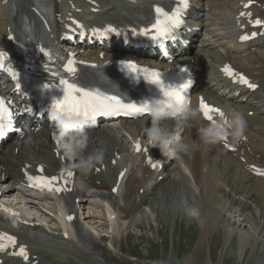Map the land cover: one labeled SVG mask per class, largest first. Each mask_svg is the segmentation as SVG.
Here are the masks:
<instances>
[{"label": "bare ground", "instance_id": "bare-ground-1", "mask_svg": "<svg viewBox=\"0 0 264 264\" xmlns=\"http://www.w3.org/2000/svg\"><path fill=\"white\" fill-rule=\"evenodd\" d=\"M49 1L55 12L61 14L62 24L66 23L69 16L77 17L73 12L72 0ZM65 1L67 7L64 5ZM110 1H120L121 4L105 13L101 12V8L97 13L91 12L77 18L119 21V18L115 17V10L122 9L131 13H139L147 11L150 6V0H142L136 5L132 0H106V2ZM194 1L196 2V5L192 7V16L194 17H197L201 12L199 5H209L210 9H215V11L205 13L204 16L210 21L211 26H216L218 31H225L223 36L216 33V39H221L218 42L222 40L224 43L235 41L233 33L236 29L230 31V27H233L231 26L233 17L229 13L233 12L234 16L238 7L232 9V6L230 8L228 6V2H233V0H226V2L219 0ZM235 1V4L247 1L255 2V5L250 9L254 12V16L264 18L262 15L264 11L260 9L264 0ZM89 2L90 8H95L91 5L93 2L99 5L96 0ZM142 3L143 5H141ZM257 3L260 4V8L256 7ZM15 7L17 9L13 11ZM83 10L87 11L88 8H83ZM77 11L80 13V10ZM32 12L31 0H17V2L8 0L6 4L0 0L1 46H6L5 35L13 29L15 21L21 17L33 19ZM235 44L237 48L242 49V52H245L247 47L255 48L256 61H250L251 67L248 69L243 68L239 64V60L234 59L233 56L229 61V55L224 57L219 55V52L209 53L207 48L197 51L200 57L188 56L187 63L192 66L194 71H199V74L200 72L202 75L206 73L204 78L214 75L209 83L203 84L202 80V83L196 85L192 91L195 100L202 96L211 105L225 111L236 109L244 115L248 111H253L252 118L245 117L247 141L235 144L237 155L245 159L244 164L238 161L235 153L227 152L220 144H203L198 135V129L203 125L198 124L197 119L184 125H177L174 121H169V127L177 134L181 136L184 133L182 138L187 147L180 160L162 155L159 148L150 145L146 136V127H150V122L146 119L136 122L125 121L117 127L88 132L85 155L101 149L104 151V159L87 175H83L79 170V173H75L74 164L63 155L60 139L57 136H52V133L44 132L33 139H25L19 144L11 145L6 152L4 151L0 155V190L3 194L1 198L4 197V191L10 185H18V183L27 180L28 175L59 177L63 173L67 177V173L71 172V178L65 183L68 191L62 193L58 200L51 198L45 192H34V200L53 202L50 203L56 208V213L52 218L57 219L56 222H59L62 231L59 227L61 233L51 234L44 227H39V224H33L34 220H29L23 215L18 216L15 213L13 215L7 209L12 206L6 204V208H3L5 203L0 201V232L15 237L17 241L15 247H7L0 251L1 264H34V262L36 264H137L132 262L136 259L131 257H128L129 259L116 257L113 251L114 249L118 250V246L113 241L110 242L113 250L105 248L98 242L94 234L88 231L86 225H82L83 215L79 210L81 202L79 199L83 194L100 196L105 199L109 208V211L108 208L105 209V214L111 233L114 234L119 229L124 228L125 230L129 226L134 227L139 220L141 222L145 208L148 207L154 211L159 208V206L152 205L150 200L166 177H169L171 181L165 188L167 187L171 191L178 190L176 196L178 210L183 211L185 203L200 209L201 241L207 235L206 230L211 226H216L220 227L226 236L235 239L234 251L239 257L249 241L252 240L256 245L257 235L261 233L259 225H264V179L252 176L247 167L250 164H257L264 168V96L261 95L264 93V36L247 45ZM106 58H110V55L107 54ZM225 63L231 64L238 72H242L258 84V89L251 94L257 101H246L244 106L233 102L230 94L224 99L217 96L216 92L220 86L217 82L221 83L224 88L230 87L225 80H218L217 67ZM237 90L242 91L243 95L247 93L241 88ZM186 127L188 128L186 129ZM137 143L141 146V151L138 153H136L135 147ZM147 148L151 149L153 160L163 162L161 171L152 172L144 166L146 157L143 150ZM39 153H44V156L39 157ZM106 157L109 159L107 160ZM39 165L44 169L43 173L37 169ZM180 165L183 166V170ZM121 173H123L122 179L119 178ZM81 182H83V186H81ZM114 187L118 188L116 193H113ZM26 190L31 191L27 187ZM236 205L239 209L235 211L241 220H233L229 215ZM251 205L255 211H259L258 223L251 219L253 215L249 212V208L252 209ZM37 207L39 209L43 206L37 204ZM68 216L73 217L72 222L67 221ZM99 239L104 240L101 236ZM18 247H26L28 250L29 257L25 262L16 255ZM118 252L120 251L118 250ZM208 263L210 264V262ZM183 264H191V261L188 260Z\"/></svg>", "mask_w": 264, "mask_h": 264}, {"label": "rangeland", "instance_id": "rangeland-1", "mask_svg": "<svg viewBox=\"0 0 264 264\" xmlns=\"http://www.w3.org/2000/svg\"><path fill=\"white\" fill-rule=\"evenodd\" d=\"M89 1L90 0H72L75 16L80 17V15L91 13L92 8H90ZM96 1L99 3L97 8L99 10L102 8V13L121 4L120 1ZM224 1L226 2V0ZM235 2V0H233V2L231 1L230 5L228 2L229 8L235 4ZM64 5L67 7L66 1ZM141 5H143V3ZM83 8H88V10L84 11ZM77 10H80V13H75ZM262 15H264V12ZM204 47L203 49L207 48ZM207 50L209 53L217 52L215 50L211 51L208 48ZM219 55L222 54L219 53ZM227 55H229V61H231V54ZM223 56L225 57V55ZM233 58L239 60V62H243L240 61L239 57L236 58L234 56ZM209 59L211 58L209 57ZM246 68H249L248 65ZM208 86L210 87V85ZM243 105L245 106V104ZM187 128L188 127H186V129ZM183 134L181 137H183ZM43 156L44 153H39V157ZM106 159L108 160L109 157H106ZM16 167L18 168V165H16ZM180 167L183 170V166L180 165ZM73 168L75 169L76 174L79 173V169L74 165ZM170 181L171 179L166 177V179L160 184L158 191L154 192V195H152L150 203L159 206V208L156 209V211L148 207L145 208L144 213H142L143 217H141V222L139 220L138 224L134 227L129 226L130 228L128 227L125 230L122 228L114 234L111 233L109 222L107 221V216L105 214V209L108 208V204L102 197L85 198L82 196L79 199L81 202L79 201L80 206H78L83 215L82 221L84 222L81 221V223L82 225H86L88 231L94 234L98 242L105 248L113 250L110 245V242L113 241V243L118 246V250L123 253L122 254L118 252L117 249H114L113 253L116 257L120 259H129L128 257H131L136 259V261L132 262L137 264H162L163 262V264H174L173 262L183 264L188 260L191 261V264H209L208 262H210V264H264L263 224V226L261 224L259 225L261 233L260 235H257V244L255 245L252 240L249 241L241 257L235 254V239L226 236L220 227H209L206 230V237L201 241L200 224L185 216L184 212L178 210L176 207L178 190L171 191V189L167 187L165 188ZM20 183H18V185H10L4 191L5 198L3 197L1 202L5 203V205L2 207L6 208V204H10L12 208H7L10 212L15 213L18 216L23 215L29 220H34V222H32L33 224H39V227H44V229L51 234L61 233L59 231L61 225L59 222H56L57 219H53V216L56 213V208L51 205V201L34 200V192L26 190L25 181ZM86 202L94 204L89 205ZM37 204H40L43 207L38 209ZM236 207L237 205L229 215H231L233 220H241V218L237 216V211H235L236 209H239V207ZM251 208L252 209L249 208L250 214L252 215L253 213L251 219L258 223L257 215L259 211H255L252 205ZM107 210L109 211V208ZM100 236L104 240L99 239Z\"/></svg>", "mask_w": 264, "mask_h": 264}, {"label": "snow or ice", "instance_id": "snow-or-ice-1", "mask_svg": "<svg viewBox=\"0 0 264 264\" xmlns=\"http://www.w3.org/2000/svg\"><path fill=\"white\" fill-rule=\"evenodd\" d=\"M181 7L186 9L188 7V0H180ZM248 7V5H245ZM157 14V19L151 28H146L144 30V35H149L154 33L153 38L163 39L172 36L175 29H177L182 23L181 20V8H177L172 13L163 11L160 7L155 8ZM243 15V13H242ZM261 21L257 20L255 24L257 26L261 25ZM249 37L243 36L242 40H246ZM41 52H44V49H41ZM50 56V53H45ZM6 54L0 52V67H3V59ZM122 67L127 70L129 73L139 76L142 74L143 78L151 84L157 85L162 93L163 99L160 102L162 103H177L183 104L188 102L186 93L188 91L190 81L188 83H183L180 87H166L161 81V73L157 71L150 70L148 68H141L136 65L134 62H124ZM67 70L69 72H74L75 69L72 66L71 61H69ZM224 71L231 75H235L231 72L230 68H225ZM14 80L17 81V87H19V74L16 72L11 73ZM239 82L247 85L251 89H255L256 85L250 83L244 76L239 77ZM60 86L63 89V97L59 100H54L51 105V110L66 114L70 118H75L83 120L85 122H94L98 116L103 115H116L119 113H124L125 115L139 114L144 115L149 113L150 103H142L137 105L135 103H123L114 95L105 94L99 90L92 89L88 90L83 87L78 86L75 83L69 82L68 80L61 79L59 81ZM54 87L50 84H44L43 88L45 90ZM200 111L204 118L209 122L214 120L215 116H222L223 113L220 109L209 106L203 100L200 101ZM5 116L8 117L9 124H4ZM11 113L7 111L6 101L4 98H0V135H4L6 130H11ZM137 152L141 151V146L139 143L135 145ZM153 168L157 165L152 164ZM43 173L44 169H39ZM264 175V173H259ZM72 176L71 172L67 173V177L63 173L59 177L52 176H39L35 177L28 175L27 179L31 183V186L37 187L41 190H47L49 192L60 193L66 189L59 186V181L67 182ZM120 178H123V173H121ZM118 188L114 187L113 191H117ZM13 215H15L13 213ZM72 216H68V220L71 221ZM7 241V245L3 242ZM17 244L16 238L6 234H0V251L4 250L5 247H15ZM19 255L27 259V251L24 247L19 248Z\"/></svg>", "mask_w": 264, "mask_h": 264}, {"label": "clouds", "instance_id": "clouds-1", "mask_svg": "<svg viewBox=\"0 0 264 264\" xmlns=\"http://www.w3.org/2000/svg\"><path fill=\"white\" fill-rule=\"evenodd\" d=\"M160 101L155 100L149 105L151 125L146 127L148 142L152 147L159 148L162 155L180 160L187 146L183 138L169 127V121H174L177 125L187 124L200 117V110L198 107H192L189 101L183 104ZM221 112L222 116L198 129L199 139L203 144L217 145L225 141L238 144L245 138L247 121L244 114L236 109L227 112L221 110ZM48 118L54 123L64 157L83 175H87L103 161L104 151L101 149L85 155L88 132L83 120L70 118L66 114L53 110L49 111ZM183 212L185 216L201 224V212L198 207L185 203Z\"/></svg>", "mask_w": 264, "mask_h": 264}]
</instances>
